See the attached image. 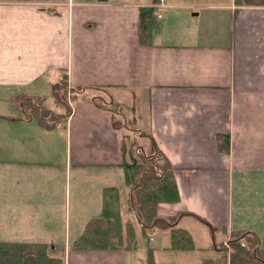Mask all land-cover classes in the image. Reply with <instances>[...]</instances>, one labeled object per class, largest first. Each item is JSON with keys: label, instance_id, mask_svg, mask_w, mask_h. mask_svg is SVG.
<instances>
[{"label": "crops", "instance_id": "1", "mask_svg": "<svg viewBox=\"0 0 264 264\" xmlns=\"http://www.w3.org/2000/svg\"><path fill=\"white\" fill-rule=\"evenodd\" d=\"M164 4L143 42L140 8L154 0H0V94L41 98L53 116L45 126L23 102L24 115H0V241L48 243L65 264H161L191 254L220 264L239 232L264 248V5ZM62 89L73 94L68 110L55 97ZM137 138L174 167L179 199L160 202L157 214H181L177 226L193 249H174L170 229L127 217L133 187L123 162ZM111 190L133 224L132 245H77ZM71 222L77 235L68 240Z\"/></svg>", "mask_w": 264, "mask_h": 264}, {"label": "trees", "instance_id": "2", "mask_svg": "<svg viewBox=\"0 0 264 264\" xmlns=\"http://www.w3.org/2000/svg\"><path fill=\"white\" fill-rule=\"evenodd\" d=\"M235 3L237 5H264V0H235ZM156 9L154 5L140 8L139 26L143 42H147L152 30L159 26ZM54 93L60 102L62 99L57 90ZM41 103L42 99L38 97L23 100V105H26V108L30 109L41 123L49 126L53 116L50 110L42 107ZM108 105L117 111L122 109V105L117 102H109ZM134 122L135 119L128 120L127 128L134 130ZM115 123L119 127L124 125L123 120L119 122L116 119ZM128 149L132 151V159L123 162L126 169V182L133 187L130 202L143 228L158 226L170 229L172 248L193 249L194 243L190 233L177 226L181 214L169 217H160L157 214V206L160 202H175L179 199L175 169L171 162L157 145H153V150L149 153L144 152L135 139ZM133 153L140 154L141 159L135 158ZM111 191L106 192L102 215L93 217L86 223L77 245L85 248H118L128 246L127 243L134 239L133 224L128 219L125 221L121 214L119 192ZM242 237H247L249 244H243ZM229 245L231 251L221 256L220 264H264V248L258 246L257 237L253 234L239 232L231 238ZM51 252V245L45 242L0 241V264H65L63 257L52 255ZM205 264H210V261L205 260Z\"/></svg>", "mask_w": 264, "mask_h": 264}, {"label": "rangeland", "instance_id": "3", "mask_svg": "<svg viewBox=\"0 0 264 264\" xmlns=\"http://www.w3.org/2000/svg\"><path fill=\"white\" fill-rule=\"evenodd\" d=\"M157 2H158V0L156 2H154V4L156 5ZM164 5L165 4H164V1H163V5L162 6H164ZM162 6H159L158 9H157L158 13H160V19H161V13H163V10H165V9H161ZM176 10L178 12H180L179 9H176ZM173 22L174 23L183 22V18H179V17L175 16V14H174L173 15ZM67 91L70 92L69 90H67ZM2 93H4V92H2ZM2 93L0 94V115H20V114L24 115V113L21 111V109H19V107L21 106V103L23 102L24 99H22V101H21V99L18 98V97L10 98V97H7L6 95H2ZM68 94H70V93H67L65 89H62L60 91V93H59V95H60L62 100L60 102L57 101V103H59L63 109L66 108L67 110H68V106H69L68 103L73 100V97H72L73 94L72 95L70 94L71 96H68ZM25 107H27V106L25 105ZM2 130H3V127H2L1 121H0V132H3ZM127 132L130 135L132 133V130L127 128ZM129 140H130V138L127 141H129ZM147 142H148L147 140H143L142 138L141 139L137 138V143L139 145H141L142 147H144V146L148 147L149 144H148V146H146ZM46 151L48 152V150H46ZM148 151L150 152L151 150L148 149ZM37 153L39 154V152H37ZM134 155H135V158H137L138 160L141 159L140 154L138 155L137 153H135ZM83 183L85 184V185H83V187L86 188L88 186V181L85 180ZM74 186H75V182H74V179L72 178L71 179V197H72L71 204L72 205H74V196H73ZM136 215H137V213L133 212V209L130 206V202L127 203V217L130 216V217L135 219ZM72 220H73V217H72ZM75 227H76V225H74V223L71 222V225H69L70 234H69V236L67 238L68 240H72L75 237V235H77L74 232ZM221 230H223V229H221ZM68 240H67V242H65L66 240L64 238H62V240L59 241L58 243L59 244L61 243L62 245H65V243L67 244L69 242ZM133 241H134V239H132L130 241V243H127L128 246L132 245ZM241 242L243 244H246V245L249 244V241H248L247 237L246 238H242ZM123 245H125V243ZM198 254L202 255L203 257H207L208 258L209 256H211L213 254V252H200ZM138 256L141 257L142 254L139 253ZM194 256H195V254L194 255L191 254L189 257H186L184 260L182 258L181 259H177V260H176V258L170 259V260H163L161 262V264H197ZM186 260H187V262H184Z\"/></svg>", "mask_w": 264, "mask_h": 264}, {"label": "built area", "instance_id": "4", "mask_svg": "<svg viewBox=\"0 0 264 264\" xmlns=\"http://www.w3.org/2000/svg\"><path fill=\"white\" fill-rule=\"evenodd\" d=\"M163 1H164V0H158V2L156 3L155 6H162V5H163Z\"/></svg>", "mask_w": 264, "mask_h": 264}]
</instances>
